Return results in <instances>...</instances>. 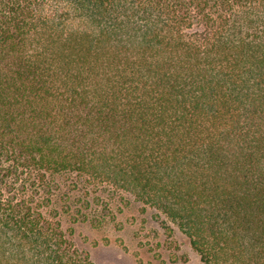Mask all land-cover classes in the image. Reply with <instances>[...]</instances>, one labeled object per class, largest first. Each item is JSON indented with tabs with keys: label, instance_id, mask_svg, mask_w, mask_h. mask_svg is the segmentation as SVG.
Listing matches in <instances>:
<instances>
[{
	"label": "trees",
	"instance_id": "1",
	"mask_svg": "<svg viewBox=\"0 0 264 264\" xmlns=\"http://www.w3.org/2000/svg\"><path fill=\"white\" fill-rule=\"evenodd\" d=\"M103 189L264 264V0H0V264H94Z\"/></svg>",
	"mask_w": 264,
	"mask_h": 264
},
{
	"label": "rangeland",
	"instance_id": "2",
	"mask_svg": "<svg viewBox=\"0 0 264 264\" xmlns=\"http://www.w3.org/2000/svg\"><path fill=\"white\" fill-rule=\"evenodd\" d=\"M99 195L110 210L100 225L72 224L64 218L65 225L74 228L76 247L88 252L94 264H200L189 240L156 210L109 189ZM80 196L81 192L71 195L72 200ZM100 202L87 211L89 218L105 215Z\"/></svg>",
	"mask_w": 264,
	"mask_h": 264
}]
</instances>
